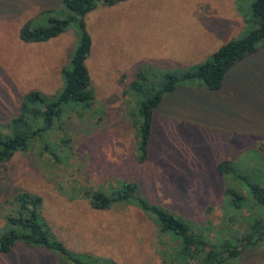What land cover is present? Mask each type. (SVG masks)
I'll return each instance as SVG.
<instances>
[{
	"label": "rangeland",
	"instance_id": "rangeland-1",
	"mask_svg": "<svg viewBox=\"0 0 264 264\" xmlns=\"http://www.w3.org/2000/svg\"><path fill=\"white\" fill-rule=\"evenodd\" d=\"M251 2L128 0L90 11L83 19L91 39L85 64L95 101L68 107L58 129L36 135L27 152H15L0 167V233L1 219L13 208L7 201L27 192L42 198V216L70 251L116 264H161L163 249L173 242L158 232L153 217L126 203L94 210L87 198L133 182L143 198L211 236L242 237L256 209L250 199L251 207L242 210L228 206L229 191L244 197L247 191L234 177L219 175L216 166L230 161L264 186V39L225 74L219 90L187 83L165 94L142 163L141 116L135 97L125 91L144 66L191 69L246 36L256 27ZM196 6L210 9L222 23L237 12L242 16L232 27L205 32L208 24L202 22L208 21L191 15ZM66 15L62 0H0V125L18 115L29 93L49 100L61 92L62 70L70 68L79 38L76 24L43 43H25L19 33L27 23L48 27L50 19ZM0 264L65 263L19 243L0 254ZM233 264H264V245L246 250Z\"/></svg>",
	"mask_w": 264,
	"mask_h": 264
},
{
	"label": "trees",
	"instance_id": "trees-1",
	"mask_svg": "<svg viewBox=\"0 0 264 264\" xmlns=\"http://www.w3.org/2000/svg\"><path fill=\"white\" fill-rule=\"evenodd\" d=\"M125 1L128 0H62L67 11L64 18L50 19L48 27L31 28L30 23H27L20 29L19 38L23 42L43 43L76 24L79 38L70 68L62 70L64 85L61 92L49 100L38 92L29 93L24 97L18 115L7 124L0 125V167H4L15 152H27L30 140L36 135L42 136L58 129L55 124L64 119L68 107H86L94 103L95 96L85 64L91 50V39L83 19L97 6L111 7ZM250 7L256 27L243 38L226 43L204 62L187 70L160 71L144 66L137 72L125 93L135 97L137 112L141 116L137 143L139 162H145L149 157L154 111L165 94L187 83H198L207 90L217 91L223 86L225 74L238 62L255 53L257 44L264 39V0H252ZM216 172L221 176L234 177L247 191L245 197L240 192L229 191V207L236 210L251 207L247 201L250 199L253 209H256L254 214L251 211L247 220L248 230L242 237L211 236L205 228L183 220L166 208L143 198L133 182L118 183L109 187V193L97 191L87 198L94 210H105L115 204L126 203L135 205L141 212L153 217L158 232L170 236L173 242L163 249L161 264H233L246 250L264 245V186L251 182L230 161L218 163ZM7 203L13 208L1 219L0 254H9L20 243L56 254L65 264H116L112 260L74 253L56 239L41 214L40 196L22 192ZM229 221L232 222V218Z\"/></svg>",
	"mask_w": 264,
	"mask_h": 264
},
{
	"label": "crops",
	"instance_id": "crops-1",
	"mask_svg": "<svg viewBox=\"0 0 264 264\" xmlns=\"http://www.w3.org/2000/svg\"><path fill=\"white\" fill-rule=\"evenodd\" d=\"M232 4L234 5V2H232ZM195 10V13L191 15H193L195 18L198 17L204 21H208L202 22L208 24V27H204L205 32L209 31L211 28L221 31L223 28H225L224 25L232 27L237 24L236 22L241 19L242 16L241 13L239 14L236 11L237 14H233L231 19H226V23H222V20L220 18L215 17V13L213 11H210V9L208 8H205L204 12H201V6H196Z\"/></svg>",
	"mask_w": 264,
	"mask_h": 264
}]
</instances>
